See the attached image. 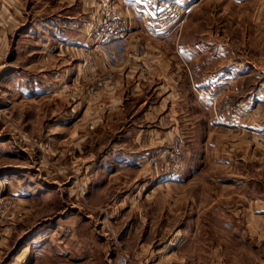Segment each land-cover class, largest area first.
<instances>
[{
	"label": "rangeland",
	"instance_id": "374dc122",
	"mask_svg": "<svg viewBox=\"0 0 264 264\" xmlns=\"http://www.w3.org/2000/svg\"><path fill=\"white\" fill-rule=\"evenodd\" d=\"M97 1L102 16L99 23L103 35L101 41L121 36L125 23L122 24L118 12L120 8L126 10L125 0ZM148 2L144 5L150 12V28L160 30L158 36L151 33L153 39L163 38L169 32L178 35L184 25L185 33L181 38L186 34L189 40L193 30L205 33L206 18L213 19L215 27H221L227 9L230 14L238 12L236 6L228 2L223 4L222 0ZM192 2L194 10L192 16H188L187 7ZM262 4L264 8V2ZM31 7H27L30 8L28 11ZM222 8L226 11L223 12ZM38 9L39 15H32L34 19L61 14L55 6L48 11H45V5ZM244 9L246 13L253 12L254 6L251 3ZM26 19L22 27L23 36L18 42L21 53L16 60L0 69V77H4L0 81V223L8 218H12L11 221L15 218L18 224L20 222L7 244L8 252L18 248L20 237L31 236L25 233L26 230L32 229L30 233L36 234L56 220V215H61L64 218H59L58 222L67 218L70 221L50 233L58 236V231H64L66 237L84 241V264H116L120 256H126L131 264H146L141 255L138 258L136 254L135 259L132 255L149 248L157 251L166 247L164 245H167L166 252L176 251V256L184 257L191 264H264V101L258 110L250 109L249 103L236 104V86L233 94L227 90L221 92L218 99L225 102L216 103L218 111L213 118L201 119L199 131L191 130L188 117L184 126L188 128L186 133L170 143L172 145L180 137L185 140L181 162L171 166L175 169L167 170L169 167L166 165L170 160L171 146L164 155L153 157L151 167L165 187H160L158 197L155 192L153 199L150 196L151 199L144 203L136 202L147 204L151 209L124 215L113 207L111 192L115 193V188L100 194L95 201L91 202L89 198L95 160L113 134L101 133L93 124L91 115L81 119L85 104L87 108L90 104L93 107L92 103L80 99L84 84L68 80L51 85L46 81L45 66H30L31 58L35 60L31 56L35 48L42 47L44 36L40 31L42 35L35 39L38 32L31 28L33 20ZM94 20L95 16L91 14L92 25ZM246 24L250 29L254 26L252 20H247ZM230 26L229 43L235 51L252 47L253 36H242L241 27ZM215 32L210 41L228 42L227 37L219 36L221 30ZM206 39L203 34L197 41L206 44ZM51 44L52 50L60 48L55 40ZM92 45L88 42L86 46ZM246 54L252 56V51L247 49ZM42 55L38 51L35 56H38L40 65H45L40 61ZM251 59L253 57L247 60ZM246 82L244 87H249L248 80ZM222 87L214 88L219 90ZM85 90L92 93L93 84H85ZM47 92L56 95L47 96ZM196 94L200 98V95L204 98L207 95L203 88L197 89ZM262 94L264 96V89ZM227 99L233 100L226 104ZM202 104L209 108L204 102ZM68 115L71 119L67 122L66 131L55 126L51 129L52 123L62 117L69 118ZM156 161L160 163L156 164ZM142 181L136 186L141 187ZM154 183L149 182L145 189H152ZM63 190L68 192L65 197L61 193ZM155 205H161L160 209L152 207ZM130 225L133 228L129 234L134 236L124 244L125 230ZM171 239H174V245L169 244ZM148 240L151 241L150 246L145 244ZM35 246L32 252L37 249ZM56 247L46 245V252L57 257L61 250ZM74 247L70 246V249L75 256L82 254L81 246L80 249ZM42 257L37 264L47 263L46 256ZM82 263L69 260L65 264Z\"/></svg>",
	"mask_w": 264,
	"mask_h": 264
},
{
	"label": "crops",
	"instance_id": "0c3cea01",
	"mask_svg": "<svg viewBox=\"0 0 264 264\" xmlns=\"http://www.w3.org/2000/svg\"><path fill=\"white\" fill-rule=\"evenodd\" d=\"M148 1L125 0L126 10L120 8L121 11L118 12L122 24L125 23L124 31L121 36L111 35L113 38L102 42L103 35L99 28L102 16L97 8V0H0V69L16 60L21 53L18 42L23 36L24 21L29 17L33 20L31 28L35 33L38 32L35 39L42 32L44 36L42 47L35 48L31 56L35 60L31 58L30 66H45L46 81L51 85L63 84L68 80L84 84L80 99L92 103L93 107L90 104L87 108L85 104L81 119H87L91 115L93 124L101 133L113 134L110 142L104 146V151L95 160L96 168L92 175L94 182L90 187L89 198L91 202L95 201L100 194L115 188V193L111 192L114 201H111L117 212L124 215L136 210L149 212L151 209L147 204H137V201L144 203L146 199H151L150 196L153 199L155 192L158 197L160 187H165L151 167L153 157L164 155L171 146V141L186 133L188 128L184 126L188 123V117L191 130L199 131L201 119L213 118L218 111L216 103L225 102L222 98L218 99L221 92L227 90L233 94L236 86V104L249 103L250 109L258 110L264 101V0H222L223 4L228 2L236 6L238 12L230 14L227 9L221 27H215L214 20L206 18L205 33L193 30L189 40L186 39V34L181 38L185 33L184 25L178 35L169 32L163 38H151V33L158 36L160 30L150 28V12L144 5ZM193 3L187 7L188 16H192ZM251 3L254 11L244 12V7ZM42 5H45V11L55 6V10H60L61 14H51L41 20L34 19L32 15L38 16V8ZM30 6L33 7L28 11L30 8L27 7ZM222 11L225 12L226 9L222 8ZM91 14L95 16L94 25L91 23ZM247 20L254 22L251 29L246 24ZM230 24L233 28L241 27L242 36H253L252 47L235 51L229 43ZM215 30H221L222 34L219 36L227 37L228 42L210 41L209 38L216 34ZM203 34L207 38L206 44L197 41L198 36ZM54 40L60 45L56 50L50 47ZM88 42L93 45L87 47ZM247 49L252 51V56L246 54ZM134 50L136 54L133 53ZM38 51L44 54L40 61L45 62V65L39 64V58L35 56ZM252 57L251 61L247 60ZM3 78L0 77V81ZM247 80L249 87H244ZM91 83L94 90L86 93L85 84ZM219 85L223 86V91L222 88H214ZM199 88L206 90L205 98L196 94ZM46 95L55 97L56 94L47 92ZM232 100L227 99L226 104ZM202 102L209 108L204 107ZM223 112L226 113L225 108ZM68 116L69 118L62 117L56 125L52 123L51 129L55 126L66 131L67 122L71 119ZM141 180V187H137L136 184ZM151 181L155 182L154 187L146 190L145 186ZM61 193L64 197L68 195L66 190ZM107 194L105 195L110 196ZM152 207L159 210L161 205ZM55 218L57 219L46 224V228L36 234L30 233L32 229L26 230L25 233L31 236L20 237L18 248L12 253L8 252L7 244L14 234L13 230L16 232V228H19L20 222L18 224L15 218L12 221V218L2 220L0 264H37L44 255L48 259L46 264H65L69 260L73 263L83 261L84 264L85 242L79 238L76 240L66 237L67 233L64 234V231H58V236L53 235L55 229L62 228L70 221L67 218L58 222L59 218H64L61 215H56ZM15 225L17 227L14 228ZM132 228V225L126 227L124 244L128 243L129 238H133L134 234H129ZM51 231L53 232L50 233ZM173 240L169 244L174 245ZM49 244L61 250L60 254H56L57 257L46 252V245ZM145 244L150 246L151 241L148 240ZM33 245L37 248L34 252ZM70 246H78V249L81 246L82 254L75 256ZM166 247L157 251L149 248L135 254L132 252V258L135 259L136 254L138 258L141 255L146 264H191L184 257L176 256V251L166 252Z\"/></svg>",
	"mask_w": 264,
	"mask_h": 264
},
{
	"label": "built area",
	"instance_id": "2783aa9c",
	"mask_svg": "<svg viewBox=\"0 0 264 264\" xmlns=\"http://www.w3.org/2000/svg\"><path fill=\"white\" fill-rule=\"evenodd\" d=\"M104 5L106 6L107 3H105ZM184 145H185V140L183 137H180L178 140L173 142V144L170 147V150L172 151L171 154H169L170 160H168L166 163V165H168L169 167L167 168V170L175 169V168H171V166L174 165L175 167L176 163L181 162V154ZM155 163L158 164L160 162L156 161ZM116 264H131V262L126 256H120L118 257Z\"/></svg>",
	"mask_w": 264,
	"mask_h": 264
}]
</instances>
